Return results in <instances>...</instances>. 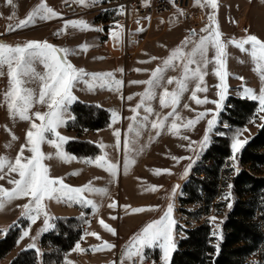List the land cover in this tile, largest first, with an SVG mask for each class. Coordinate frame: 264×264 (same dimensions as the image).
I'll use <instances>...</instances> for the list:
<instances>
[{"label":"rangeland","instance_id":"rangeland-1","mask_svg":"<svg viewBox=\"0 0 264 264\" xmlns=\"http://www.w3.org/2000/svg\"><path fill=\"white\" fill-rule=\"evenodd\" d=\"M64 1L53 0L52 3L59 10L60 5ZM39 3L40 0L34 2L32 5L29 4L23 7L20 0H13V11L5 17L0 18V25L7 24V26L14 25L13 27H15L19 24V21L26 19L30 11ZM201 3L204 4V0H201ZM245 3V6L236 15L231 16L233 33L228 38H224L227 41L239 42L252 34L257 36L261 41H264V0H245ZM217 4L218 7L215 10L206 4L203 7L196 4L197 10L201 11L204 16V21L200 26L194 25L193 22L185 19L178 12L165 13L153 20L143 21L137 33H130L136 40L130 46L134 52L133 58L128 59H125L122 54L125 29L123 27L122 29H115L119 32L118 42L110 35V31L114 30V26L117 23L122 26V14H118V9H112V11L101 14L91 13L73 17V20H85L93 28L103 29V31H80L73 29V49H77L85 43L89 45L86 51H79L73 55V65L78 69H84L89 74L112 73V78L121 81L122 84L120 86L113 85L111 90L108 87H96L90 90L85 83L77 84L73 89V94L77 97L75 102L92 103L107 109L110 113V122L106 127L97 130L79 129L74 124L70 125L74 119H67L66 117V124L61 126L58 132L61 136L67 138L60 148V152L67 158V162L56 158L57 149L45 142L41 145V151L46 155H51L52 158L44 160L43 163L49 167L52 177H62L66 185L81 187L91 182L92 187L106 188L107 193L105 195L84 193L87 198L94 200L97 204L95 212L90 206H82L75 202H57L55 199L46 200L44 202L45 210L48 213V226L46 230L44 224L46 217L43 213H41L35 223H32L26 216L22 215L25 211L22 206L29 202L28 198L12 201L3 210H0V230H3L0 231V238L5 236L13 224H20L23 226V229L21 230L16 247L0 261V264H9L19 252L29 249L37 252L39 262L43 264L44 257L47 254L58 250L57 247L50 244L51 242L46 241L47 237L54 230H57V222L67 217L80 218L82 234L74 247L63 254V258L59 264H66V261H70L71 264H94L92 258L94 247L101 246L105 240L113 241L115 239L117 240L115 241L118 243L119 249L112 264L113 262L119 264L121 263L122 253L130 238L147 223L159 219L167 210L170 203L173 205L172 218L176 224L173 229L175 248L170 254L168 264H171L172 253L178 248L180 239L185 237V230L193 228L200 223H208L210 225L213 237L212 244L216 247L217 244L219 245L224 235V222L229 211L239 198L233 192V179L241 168L250 171L247 166H241L239 163L241 150L236 153L235 160L232 159L233 152L232 156L226 160L224 170L220 176L221 183L218 194L210 203L208 209H203L199 213V209L201 207L204 208L202 203L183 204L182 198L186 196L183 192V187L190 181V177L195 175L196 168L202 161L207 149L214 142L215 137L223 133L221 127H227L226 124L221 122V113L225 109L228 99L231 96H237L239 93L244 95L243 90L226 88V79L224 80V88L218 87L221 81L214 74V68L217 66L214 62L209 63L205 69L207 75H205L202 85L207 90L205 92H198L197 96L200 99L206 97L210 102L197 105L190 99L191 91L195 87V81H190L188 91L184 92L180 97V102L176 108L181 118L176 121L177 124H183L189 119H195L198 113H207L193 127L180 129V136H187L189 139H182L169 131V126L172 122V118L170 117L165 122L164 129L160 130L159 136L156 135V130L151 128L150 123L147 127L141 129V134L138 137L134 136L133 133H128L130 147L139 151L128 153L127 159L129 163L126 170V154L124 149L125 134L127 133L129 123H132L129 117L135 115L130 109L139 103L141 96L138 94L144 93L147 88L145 84H134L132 82L149 80L151 72L158 66L163 67V61L170 56L172 50L182 47L186 37H189L192 41H198L200 36L207 34L200 31L202 28H205L210 23L214 28V24H216L215 19L214 22H210L208 19L209 15H214L215 17L216 13V15L222 17L226 13L223 9V2L217 0ZM0 5L3 7L4 2L0 1ZM10 16L13 18L9 19ZM59 18H62V15ZM37 21L38 19L34 24ZM134 26H132V30ZM193 30H195V35L192 34ZM2 37L4 41L14 38L8 36ZM192 46L190 43L187 48H183V51H190ZM65 48L69 47L66 46ZM214 54V50L210 48L208 58L211 60ZM152 57H156L157 59L152 60ZM174 63L179 66L169 67L163 74L164 78L161 81V86L155 89L156 97L150 102L151 107L154 109V114L150 116V120L156 119L155 113H159L162 118L171 111V107L161 108L159 98L165 87L169 92L176 89L175 81L171 85L167 84L169 77L179 78L182 74L180 62ZM191 67L194 68L195 65ZM138 69L139 71H137ZM2 77L4 76L2 75ZM84 79L89 80L90 77H84ZM211 81L216 85H213ZM27 86L35 89L38 93V82L29 83ZM221 94L224 97L222 100L220 98ZM129 96L133 98L128 100L127 97ZM212 101L219 102L220 106L217 107V104L212 103ZM257 103L258 107L253 118L245 126L234 128L228 132L231 147L237 130L247 129V131L242 132L239 139L247 140L248 142L263 124L264 121L260 117L264 116V112L258 111L259 101ZM185 104H188L189 107L185 108ZM113 110L118 113L116 122H113ZM36 111L44 112L47 111V108L44 105L36 104L29 114L31 115V113ZM139 111L140 116L137 117V120L145 115L143 108ZM69 112L75 118L71 107ZM0 117L3 124L0 138V156L14 161L21 145L26 144V132L30 128V122L20 120L19 118H11L8 124L10 131L7 136L9 137H7L5 136L7 124V120L5 119V104L1 108ZM214 117L215 122L211 129H209L208 121ZM35 122L37 124L40 123L39 120ZM116 130L121 132L119 146H117V138L114 135ZM13 134L17 139H12ZM205 135L208 137L206 143H204ZM50 139L53 138L50 137ZM6 140L9 142L7 146L5 145ZM70 141L93 143L99 150L92 156H78L69 151L68 143ZM102 145L104 147H101ZM105 153L107 154L105 159L109 163L117 164L116 175L110 174L106 168L100 167L95 163L96 159L104 156ZM23 154L25 157L31 156V152L27 148ZM172 157H190L191 159H180L177 161L172 159ZM131 161H134V163ZM189 165L191 167L187 175H185V170ZM156 170H169L170 174L168 171L156 174ZM4 171L7 172V168ZM0 175H3V173H0ZM17 178L18 176L15 173H10L3 180H0V185L11 189L13 185L7 183V181ZM229 185H231V188ZM154 186L156 190H152ZM261 200H263L261 205L263 207L264 196L261 197ZM113 202L116 203V206L109 207ZM229 204H231V207H229ZM124 206L129 207L126 210ZM138 207L145 208L146 210L140 213L131 212L132 208ZM262 214L264 215L262 211L257 212L255 220L262 222L260 220ZM113 216L117 218L111 219ZM212 217H215V220H212ZM101 219L116 230V235L106 231L101 226L99 223ZM26 230L29 232V235L21 239L22 233ZM92 232L102 235L105 240L99 245L92 244L88 238L89 235H86V233ZM214 232L217 235H213ZM218 237L220 238L218 239ZM77 243L80 244V249L83 251L75 248ZM33 244L34 247H29V245ZM145 250H147L153 259L157 260L154 264H165L163 257L160 260L163 252L159 247L146 248ZM256 252V254L248 259L249 264L255 263V258L262 259V263L264 262L261 252L259 250ZM134 259L129 260L130 264H133ZM147 259L149 260L150 257H147ZM46 261L49 262V259L46 258ZM139 264H147L145 257L142 261L139 259Z\"/></svg>","mask_w":264,"mask_h":264},{"label":"snow or ice","instance_id":"snow-or-ice-1","mask_svg":"<svg viewBox=\"0 0 264 264\" xmlns=\"http://www.w3.org/2000/svg\"><path fill=\"white\" fill-rule=\"evenodd\" d=\"M81 6L95 5L99 0H76ZM7 5H13V0H6ZM198 6H210L213 10L217 9V0H204V4L201 0H196ZM147 6V5H146ZM118 14H124L122 9L117 10ZM14 15V14H13ZM60 14L54 11L51 7L47 6L46 0H40V3L30 11L27 18L19 21V24L13 27L9 25V31H15L16 28H23L27 25L34 24L37 19L50 20L58 17ZM183 15V12H181ZM13 17L10 16L9 19ZM210 22H214V15H209ZM69 27L80 31L94 30L103 31L102 28H93L83 19L67 20L64 22V27L56 34L60 35L61 32H65ZM115 29H122V26L118 23L114 26V30L110 31V35L115 39L119 40V32ZM142 31V29H141ZM206 35L199 37L198 41H192L189 37H186L183 41L182 47H178L172 50L170 56L163 61V67L158 66L151 72V76L147 81H133L134 84H145L147 88L144 93L138 94L141 96L139 103L130 110L135 114L129 117L132 123H129L127 133L124 139L125 149V170L129 163L127 155L131 151H139L130 147V140L128 133H133L134 136L138 137L141 134V129L148 126L150 123L151 128L156 130V135L159 136L160 130L164 129L165 122L171 117L172 122L169 126V131L182 139L188 140L187 136H180L181 128H191L200 119H202L207 113H198L195 119H189L186 123L177 124V120H180V116L176 111L177 105L180 102V97L184 92L188 91V85L190 81H195V87L191 91L190 99L193 100L197 105L208 103L210 101L205 97L200 99L197 96L198 92H205L207 89L202 87L204 83V77L207 75L205 69L209 63H215L217 66L214 68V74L219 77L221 84L218 87L224 88V80L226 76V64L224 61L226 44L221 41L222 33L219 31V26L212 27L211 23L200 30ZM195 35V30H193ZM192 44L190 51L184 52L183 48H187L189 44ZM228 44H235L236 47L240 48L241 51L249 53L252 62L254 63V71H256L262 81H264V41H261L255 35H248L242 41H228ZM250 45V49H246L244 46ZM89 47L88 44H83L77 49L61 48L54 46L47 41H27L23 45H8L0 42V76L4 75L3 68L6 66L7 76L9 78V88L3 94L2 100L6 105L9 115L11 118H19L23 121L30 122V128L26 132V144L21 145L19 152L17 153L14 161L9 160L7 157L0 156V180H3L5 176L10 173H15L17 179H9L7 183L13 185L11 189L4 188L0 185V210H3L9 203L16 199L28 198L29 202L24 204L22 207L25 210L22 214L26 216L32 223H35L41 213L46 217L44 224L45 230L48 226V213L45 210V201L55 199L57 202L68 201L79 203L82 206H90L93 211L97 210V204L94 200L87 198L84 193L90 195H105L107 193L106 188H95L91 186V182L81 187H72L66 185L62 177H52L50 175V169L46 166L43 161L51 159V155H46L41 151V145L45 142L49 143L57 149L56 158L62 159L63 162H67V158L60 152L61 145L66 142L67 138L59 134L58 129L66 124L67 119H74L71 116L69 109L71 105L77 100V97L73 94V89L79 83H85L90 90L96 87L104 88L108 87L112 89L113 85L120 86L121 81L114 80L112 73H87L84 69L76 68L68 59L70 55L76 54L79 51H86ZM214 50V56L210 60L208 58L209 49ZM152 60L157 59L152 57ZM174 62H180L182 65V74L179 78L169 77L167 84L171 85L176 82V89L169 92L165 87L163 92L160 94L159 104L161 108L171 107V111L166 116L162 117L159 113H155L156 119L150 120V116L154 114V109L151 107V101L155 99V89L161 86L164 72L169 67L179 66ZM40 64L43 67V72H38L35 65ZM195 65V67H191ZM122 71V70H121ZM139 71V69L137 70ZM84 77H90L89 80H85ZM243 80V77H238ZM38 82L39 91L28 87L29 83ZM226 90V88H225ZM244 94L253 100L259 101V112H264V88L260 89L259 95L255 94V91L250 88H244ZM133 97H127L131 100ZM221 100L224 98L220 95ZM219 107V102L212 101ZM44 105L47 111L40 112L36 111L30 113V110L34 105ZM185 108L189 105L185 104ZM143 108L145 115L141 119L137 120L140 116V109ZM67 117V119H66ZM118 113L113 110L112 118L113 122H116ZM264 121V116L260 117ZM39 120L37 124L35 121ZM215 122V117L208 121V127L211 129ZM254 122V121H253ZM243 131L247 129L237 130L232 143V159L235 160L236 153L239 152L247 140H241L239 137ZM222 134V133H221ZM117 138V146L120 145L121 132L116 130L114 132ZM52 137L53 139H50ZM12 139L15 140L17 137L12 135ZM208 140L207 135L204 137V143ZM101 147H104L103 145ZM191 147V145H189ZM27 148L31 152L30 157L24 156V151ZM142 150V149H141ZM106 153L102 157H98L95 163L112 174H117V164L109 163L105 157ZM174 160L180 159H191L190 157H172ZM134 163V161H131ZM191 165L185 170L187 175ZM7 168V172H5ZM162 171L169 170H156V174ZM78 174V173H73ZM231 188V185H229ZM152 190H156L155 186ZM230 195V193H229ZM116 203L113 202L109 207H115ZM127 210L129 206H124ZM231 207V204H229ZM145 208L138 207L132 208V213H140L145 211ZM173 205L170 203L164 214L157 220L147 223L139 232L135 233L129 243L126 245L124 252L122 253L121 264L124 259L132 260L133 258H139L141 261L144 258L143 250L145 248L159 247L163 252V260L165 264H168V260L171 252L174 250L175 245L173 243V229L175 227V220L172 218ZM113 216L111 219H116ZM215 220V217L211 218ZM101 226L113 235H116V230L107 225L103 219L99 221ZM3 231V230H0ZM29 235L26 230L22 233V237ZM86 235H92L100 239L99 235L95 232L86 233ZM213 235H217L215 232ZM220 237H218L219 239ZM29 247H34L29 245ZM115 245L108 243L107 241L99 248H94L93 251L111 250ZM75 248L80 249V244L77 243ZM219 246L217 244V252ZM66 264H71L70 261H66ZM116 264V262H113Z\"/></svg>","mask_w":264,"mask_h":264},{"label":"trees","instance_id":"trees-1","mask_svg":"<svg viewBox=\"0 0 264 264\" xmlns=\"http://www.w3.org/2000/svg\"><path fill=\"white\" fill-rule=\"evenodd\" d=\"M258 103L248 98L231 96L221 113L222 134L215 137L214 142L205 152L202 161L195 170V175L183 187L186 196L182 203L203 204L206 210L218 194L221 173L225 162L232 156V147L228 132L234 128L245 126L255 115ZM75 118L70 125L79 129L97 130L110 122L107 109L92 103L77 101L71 106ZM68 149L72 153L88 157L98 152V147L89 142L70 141ZM241 168L233 179V192L239 198L229 211L224 222V235L219 243V251L212 244V230L208 223L186 229L185 237L180 239L178 248L172 253L171 264H249L256 251L264 258V215L261 221L255 220L262 207L264 196V122L256 134L244 145L239 154ZM79 217H67L57 222V230L46 239L58 250L44 257L43 264H59L63 254L72 249L82 234ZM23 226L13 224L4 237L0 238V261L17 245ZM48 256V257H47ZM49 259V262L46 261ZM264 261V260H263ZM9 264H40L35 250H23ZM255 264V263H251ZM259 264L262 263V259Z\"/></svg>","mask_w":264,"mask_h":264},{"label":"crops","instance_id":"crops-1","mask_svg":"<svg viewBox=\"0 0 264 264\" xmlns=\"http://www.w3.org/2000/svg\"><path fill=\"white\" fill-rule=\"evenodd\" d=\"M4 2L3 7L0 5V18L5 17L6 15L10 14L13 11V5H7L6 0H0ZM39 0H20L23 7L26 5H32L34 2H37ZM53 0H46L47 6L51 7L54 11L60 14L59 10L56 9L54 6V3H52ZM223 2V9L226 13L223 14L222 17H219L215 13V23L214 28L216 25L219 26V31L222 33L221 41L226 44L225 48V56L224 61L226 64V88H235V89H241L244 90V88H250L255 91V94L259 95L260 89L264 88V81L261 80L260 75L254 71V63L251 60V57L248 52L241 51L240 48L236 47L235 44H228L227 39L224 37H227L233 33L232 30V15H236L238 11L245 6V0H221ZM12 6V7H11ZM61 15V14H60ZM58 17L52 18L50 20H40L38 19L36 24L27 25L23 28H16L15 31H9V28L7 24L0 25V42L6 43L8 45H23L27 41L35 40V41H47L48 43L65 48L68 46L69 48L73 49V28L69 27L65 32H61L60 35H57L56 33L60 31L64 27V22L67 20H73V18H59ZM231 18V19H230ZM1 22V21H0ZM14 26V25H12ZM8 31H4V30ZM3 31V32H2ZM252 35V34H251ZM2 36H8V37H14L11 40L4 41L2 40ZM237 42V41H236ZM246 49H250V45L244 46ZM69 61L73 64V55H70L68 57ZM36 70L38 72H43V67L40 64L35 65ZM7 67L5 66L3 68L4 72V78L6 80V91L9 88V78L7 76ZM238 77H243V80L239 79ZM214 84L213 81H211ZM235 97L240 98H248L245 94L242 95L239 93ZM253 100V99H251ZM258 102V100H254ZM5 119L6 121V132L5 136L9 135V122L11 120V117L9 115L8 109L5 105ZM9 120V121H8ZM9 137V136H7ZM8 141H5V145H8ZM7 188V187H6ZM99 235V234H98ZM100 239H97V237L89 235L88 238L90 242L94 245H99L104 241L105 239L102 237V235H99ZM116 240V239H115ZM113 240H105L108 243H112L115 245L114 248L109 250H102V251H94L92 258L94 264H112L113 259L117 256V252L119 249L118 243ZM102 245V244H101ZM100 246H96L94 248H99ZM93 248V247H92ZM146 249V248H145ZM144 251V257L147 261V264H154V262H157L156 259H153L151 255L147 252V250ZM147 257H150L148 260ZM163 255L161 256L160 260H162ZM153 260V261H152ZM121 264V263H119ZM123 264H130L128 259H124Z\"/></svg>","mask_w":264,"mask_h":264},{"label":"built area","instance_id":"built-area-1","mask_svg":"<svg viewBox=\"0 0 264 264\" xmlns=\"http://www.w3.org/2000/svg\"><path fill=\"white\" fill-rule=\"evenodd\" d=\"M147 5V6H146ZM112 9H122V27L125 29L122 54L125 59L133 58L134 52L130 46L136 38L130 33H137L143 21L153 20L165 13L183 12L185 19L200 26L204 21L201 11L197 10L195 0H99L95 5L81 6L76 0H65L59 7L62 18H73L83 14L106 13ZM134 29L132 30V26ZM6 91L4 77L0 76V113L4 106L2 97ZM3 124L0 117V138ZM255 264L260 263L259 258H255ZM133 264H139V259L135 258Z\"/></svg>","mask_w":264,"mask_h":264}]
</instances>
